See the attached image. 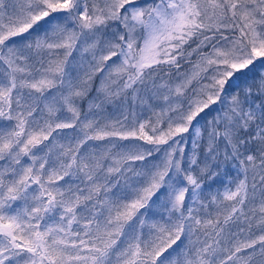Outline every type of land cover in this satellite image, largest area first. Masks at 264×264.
<instances>
[{"label": "snow or ice", "instance_id": "obj_1", "mask_svg": "<svg viewBox=\"0 0 264 264\" xmlns=\"http://www.w3.org/2000/svg\"><path fill=\"white\" fill-rule=\"evenodd\" d=\"M0 264H264V0H0Z\"/></svg>", "mask_w": 264, "mask_h": 264}]
</instances>
